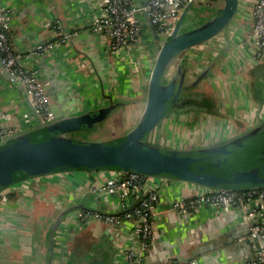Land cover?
<instances>
[{
    "label": "crops",
    "instance_id": "obj_1",
    "mask_svg": "<svg viewBox=\"0 0 264 264\" xmlns=\"http://www.w3.org/2000/svg\"><path fill=\"white\" fill-rule=\"evenodd\" d=\"M100 1L0 0V7L13 11L15 22L10 30L13 43L26 53L25 61L29 67L37 68L40 79L49 82L48 92L55 115L59 103L61 107L67 104L69 109L72 106L76 110H87L107 104L111 97L114 101L129 102L113 114H119L122 123L134 124L144 108L145 82L154 52L149 42L143 41L126 62L112 55L107 40L92 31V20L99 12ZM242 6L246 9L235 16L232 22L235 31L230 34L234 37L229 38L227 44L222 47V40L216 38L201 49L189 50L179 60L182 63L187 59L188 80H193L214 62L208 77L198 85L199 93L204 94L212 109L188 110L167 117L153 135L159 146L168 149L208 146L235 136L256 124L260 115L264 116V65L257 66L252 61L253 49L246 39L251 31L250 10ZM199 7L203 6H195ZM58 28L73 37L61 43L56 35ZM145 28L149 29L148 25ZM53 42L57 47L50 55H31L37 45ZM80 64L85 67L81 68ZM0 107L11 116L16 133L36 125L33 107L24 91L2 70ZM114 174L113 171L56 172L18 182L14 186L18 194L11 203L0 208L4 229L9 226L15 229L1 235L0 263H7L6 260L22 263L19 255L25 259L23 263L27 260L36 263L31 261L32 251L38 247V240L31 238L34 222L43 227L39 233L44 235L59 213L68 207L86 204L100 213H118L117 197L90 191L91 187L112 179ZM152 186L159 192V202L151 218L155 240L145 253L143 264H188L191 261L242 264L255 257V245L247 238L249 225L243 223L237 210L225 213L203 206L197 211L179 214L171 210L172 202L191 197L200 188L164 179H154ZM136 201L129 202L128 208ZM69 213L57 231L54 263H82L84 258L88 260L95 255L110 264H129L125 253L139 254L129 240L128 223L114 235L95 222L78 224ZM19 231L24 234L15 235ZM239 239L243 241L234 247Z\"/></svg>",
    "mask_w": 264,
    "mask_h": 264
},
{
    "label": "water",
    "instance_id": "obj_2",
    "mask_svg": "<svg viewBox=\"0 0 264 264\" xmlns=\"http://www.w3.org/2000/svg\"><path fill=\"white\" fill-rule=\"evenodd\" d=\"M240 7V0H219L212 8L186 7L167 40L153 50L143 111L123 135L107 140L85 138V134L98 133L116 109L129 104L109 97L107 104L87 110H76L72 106L69 109L67 104L61 107L59 103L55 118L50 122L37 121L31 129L3 139L0 143V193L20 181L56 172L113 171L184 182L213 191L264 187V121L204 147L169 149L162 153L153 141L154 131L167 117L193 107L199 110L206 107L201 93L194 90L208 77L214 62L193 80H188L187 59L182 63L179 60L189 50L216 38L228 39L224 43L227 44L229 38L234 37L230 36L235 31L232 22ZM146 24L150 27L148 20ZM15 196L14 193L7 198L12 200ZM76 210L98 212L86 204L64 209L51 223L48 240L52 239L64 216ZM52 253L51 249L46 263H52ZM94 260L95 255L88 260L84 258L82 263L110 264L102 258L98 262Z\"/></svg>",
    "mask_w": 264,
    "mask_h": 264
},
{
    "label": "built area",
    "instance_id": "obj_3",
    "mask_svg": "<svg viewBox=\"0 0 264 264\" xmlns=\"http://www.w3.org/2000/svg\"><path fill=\"white\" fill-rule=\"evenodd\" d=\"M219 0H101L99 12L93 17L92 31L107 40L112 55L120 62L130 59V54L143 41L150 48H159L168 38L179 16L188 5L217 6ZM249 7L251 34L247 42L253 49V61H264V0H240V11ZM147 20L149 29L145 28ZM15 22L13 11L0 7V67L8 73V78L24 91L26 99L33 107L36 123L50 122L55 118L53 102L48 92L49 82L39 77L37 68L28 66L26 53L18 49L10 35ZM56 35L64 43L73 35H65L58 28ZM152 39L154 43L152 44ZM151 42V44H150ZM56 43H43L35 47L33 53L50 55ZM84 68V64H80ZM27 117V116H26ZM18 133V132H17ZM16 134L12 118L0 107V143L3 139ZM155 178L137 174L115 172L112 179L98 187H91L93 194L106 193L119 199L118 213H100L88 210H76L72 217L76 223L95 222L105 226L111 233L118 234L125 224L130 225L129 240L138 248L139 254L125 253L129 264H143L144 255L155 240L152 227V211L159 202V192L152 186ZM7 192L0 193V208L8 204ZM141 200L138 209L128 208L129 202ZM208 206L228 213L237 210L243 223H248V240L255 245V257L242 264H264V187L258 189L213 191L199 189V192L183 200L173 201L171 210L179 214H188ZM130 209V210H129ZM1 212V209H0ZM133 213L135 218L133 219ZM71 218L68 220L70 221ZM67 220V219H66ZM243 239L234 243L239 245ZM188 264H195L191 261Z\"/></svg>",
    "mask_w": 264,
    "mask_h": 264
},
{
    "label": "rangeland",
    "instance_id": "obj_4",
    "mask_svg": "<svg viewBox=\"0 0 264 264\" xmlns=\"http://www.w3.org/2000/svg\"><path fill=\"white\" fill-rule=\"evenodd\" d=\"M211 14H212V12L210 13V15ZM220 39H222V38H220ZM227 40H222L223 45H224L225 41H227ZM207 43L208 42H206V43H204L202 45H199V46H197V47H195L193 49H197L199 47L201 49ZM197 90L199 91L198 87L194 91H197ZM132 102H134V101L132 100ZM122 122H123V119L120 118L119 114H116L115 116H114V114H112L111 117L108 118L107 121H105L104 126L102 127L100 133H96V134H89L88 133V134H85V138L87 140H89L91 138L93 139V138L97 137V138H100L102 140H107V139H112V138L119 137V136L123 135L124 133H126L133 126V124L131 122H129L128 124H125V123H122ZM153 135H154V133H153ZM155 179L159 180L160 178H155ZM39 221L41 223L44 222V220L41 219V218L39 219ZM34 223H35V227L31 228V233L34 232L33 233L34 235H32L31 238L38 239V247L32 251V253H34V254L31 256V258H32L31 261H34V262H37V263H28L29 261L27 260V263H8V264H46L47 250H46V247H45V245H46L45 241L47 239L46 237H47V234H48L49 226H48V228H47V230L45 232L46 234L41 236V234L39 232H41V227L42 226L40 224H37L36 221ZM59 227H61V224L59 225ZM35 231H37V235H35ZM19 257L22 260V262L25 261V259L22 256L19 255ZM60 264H68V263H63L62 262ZM84 264H86V263H84Z\"/></svg>",
    "mask_w": 264,
    "mask_h": 264
},
{
    "label": "flooded vegetation",
    "instance_id": "obj_5",
    "mask_svg": "<svg viewBox=\"0 0 264 264\" xmlns=\"http://www.w3.org/2000/svg\"><path fill=\"white\" fill-rule=\"evenodd\" d=\"M253 61V60H252ZM254 62V61H253ZM255 63V62H254ZM257 66H263L264 65V61L263 62H260V63H255ZM196 92H198L199 93V91H194V93H196ZM200 96H202L201 98H202V102L206 105V107H204V108H202L201 110H199L198 108L199 107H197V108H195V107H193L191 110H194L195 112H200V111H210L212 108L210 107V105H209V101L207 100V99H205L204 98V94H201ZM190 110V111H191ZM184 112H182V114H183ZM259 121H264V116H259L258 117V119H257V123L256 124H254V125H252L251 127H254L255 125H257V124H259L258 122ZM258 171H260V170H258ZM15 186V185H14ZM11 187L9 190H8V192H7V196L8 195H11V194H16L17 193V191H16V189H15V187ZM18 194V193H17ZM13 200V199H12ZM12 200H8V203L10 202H12ZM70 214V213H69ZM30 216V215H29ZM64 218L65 219H67L68 218V216H64ZM28 219H30V217L28 218ZM26 220H27V218H26ZM2 221H3V219H1L0 218V239H1V235L3 234L4 235V233H7L9 230H11V231H13V230H15L14 228H13V226H9V228H7L6 230L4 229V226H3V223H2ZM50 227V226H49ZM49 229V228H48ZM59 229V228H58ZM58 229H57V231H58ZM17 230V229H16ZM31 231V230H30ZM57 231L55 232V234H53V236H52V239L51 240H48V238L46 239V241H45V243H46V245H45V247H46V250H47V259L49 260V257H50V252H51V249H52V251H53V253H52V259H51V262L52 263H46V264H60V263H54L55 261H56V259H54L55 258V252L57 251ZM46 232V231H45ZM48 233H49V231H48ZM21 234H24V233H20V231L17 233H15V235H21ZM44 234H46V233H44ZM42 236V235H41ZM37 237V236H36ZM38 240V239H37ZM5 243H6V241H4ZM32 242H33V240H32ZM1 243H3V242H1ZM5 243H3L2 245H4ZM58 248H59V246H58ZM33 249V248H32ZM34 254V253H33ZM7 261V263H0V264H8L9 263V260H6ZM77 262H79V261H77ZM23 263V262H22ZM28 263H30V261L28 262ZM37 263V262H36ZM68 264H84V263H68ZM87 264V263H86ZM89 264H91V263H89Z\"/></svg>",
    "mask_w": 264,
    "mask_h": 264
},
{
    "label": "trees",
    "instance_id": "obj_6",
    "mask_svg": "<svg viewBox=\"0 0 264 264\" xmlns=\"http://www.w3.org/2000/svg\"><path fill=\"white\" fill-rule=\"evenodd\" d=\"M153 141H154V143L156 144L155 146H157V147L160 149V151H161L162 153H166V152L169 150L168 148H165V147L159 146V145L156 143L155 140H153ZM215 173H218V171L215 172ZM219 174L221 175V173H219ZM140 201H141L140 199L137 200V201L134 203V205L132 206V208H134V209H138V208L140 207V206H139ZM132 208H130V209H132ZM130 209H129V210H130ZM132 218H133V219H136L134 213H133ZM94 261L98 262V259L95 257V260H94Z\"/></svg>",
    "mask_w": 264,
    "mask_h": 264
}]
</instances>
